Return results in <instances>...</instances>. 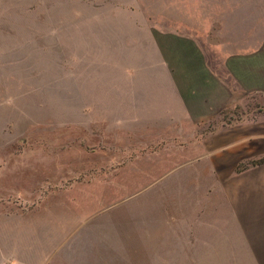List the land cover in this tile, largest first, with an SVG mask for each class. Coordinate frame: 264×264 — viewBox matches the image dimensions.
Listing matches in <instances>:
<instances>
[{
  "label": "rangeland",
  "instance_id": "rangeland-1",
  "mask_svg": "<svg viewBox=\"0 0 264 264\" xmlns=\"http://www.w3.org/2000/svg\"><path fill=\"white\" fill-rule=\"evenodd\" d=\"M263 30L264 0H0V264L25 219L35 235L51 231L38 228L43 210L77 212L79 233L87 222L101 234L103 214L120 221L106 229L128 236L117 264H246L245 250L175 257L134 239L153 240V213L142 216L153 167L190 156L214 124L153 131V105L179 112L175 98L165 103L193 90L179 76L223 67L230 47L248 38L257 48Z\"/></svg>",
  "mask_w": 264,
  "mask_h": 264
},
{
  "label": "crops",
  "instance_id": "crops-1",
  "mask_svg": "<svg viewBox=\"0 0 264 264\" xmlns=\"http://www.w3.org/2000/svg\"><path fill=\"white\" fill-rule=\"evenodd\" d=\"M261 34L257 48L248 38L230 47L233 52L223 67L211 70L205 65L200 78L179 76L187 87V78L193 82V90L165 96V103L175 98L179 112L167 106L169 102L153 105V131L183 129L173 125L179 121L191 122L196 129L214 124L192 142L190 156L164 173L153 167V204L142 210L144 217L153 213V240L136 238L134 245L156 250L162 242L175 257L221 256L225 249L233 251L225 255L241 256L245 250L246 264H264V107L248 106L253 96L264 104V30ZM38 213L45 217L37 222L38 228L51 231L35 235L25 219L21 234L6 237V248L12 252V260L6 261L75 264L81 259L85 264H117L122 258L125 263V253L119 251L128 236L106 232L121 224H111L108 214L102 217L103 232L95 234L87 222L79 233L77 212ZM90 246L96 248L95 255Z\"/></svg>",
  "mask_w": 264,
  "mask_h": 264
},
{
  "label": "built area",
  "instance_id": "built-area-1",
  "mask_svg": "<svg viewBox=\"0 0 264 264\" xmlns=\"http://www.w3.org/2000/svg\"><path fill=\"white\" fill-rule=\"evenodd\" d=\"M3 264H18V263L13 262V261H5Z\"/></svg>",
  "mask_w": 264,
  "mask_h": 264
}]
</instances>
